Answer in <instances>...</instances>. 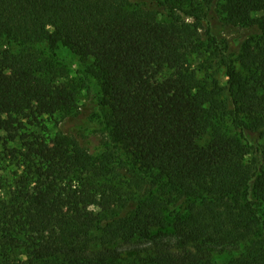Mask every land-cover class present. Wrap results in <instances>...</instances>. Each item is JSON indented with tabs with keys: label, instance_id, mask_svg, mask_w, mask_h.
<instances>
[{
	"label": "trees",
	"instance_id": "16d2710c",
	"mask_svg": "<svg viewBox=\"0 0 264 264\" xmlns=\"http://www.w3.org/2000/svg\"><path fill=\"white\" fill-rule=\"evenodd\" d=\"M141 1L0 0V264H264V0Z\"/></svg>",
	"mask_w": 264,
	"mask_h": 264
},
{
	"label": "rangeland",
	"instance_id": "374dc122",
	"mask_svg": "<svg viewBox=\"0 0 264 264\" xmlns=\"http://www.w3.org/2000/svg\"><path fill=\"white\" fill-rule=\"evenodd\" d=\"M127 2L132 6L142 3L141 0H127ZM216 18L217 15L215 14V19ZM221 37L231 48H234L240 39H242L240 33L227 30L222 31ZM55 56L57 62L66 70L69 79L74 80V82L82 80V77H84L82 75L83 67L76 56L62 47L55 51ZM212 65L215 66L216 78L218 79L219 84L224 87L226 82L224 68L215 59L212 60ZM10 75L12 74L10 73ZM85 80V87L80 88L78 101L79 109L76 116L69 118L65 122L60 121L59 116L52 121L46 118V121H44L51 134L58 132L69 133L76 137L80 143L92 152L103 149L107 140L102 126L100 110L96 105L99 88L94 81ZM221 259L223 260L224 257ZM221 259H218V261L222 262Z\"/></svg>",
	"mask_w": 264,
	"mask_h": 264
}]
</instances>
